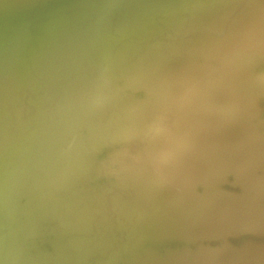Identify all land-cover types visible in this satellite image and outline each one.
Masks as SVG:
<instances>
[{"label": "water", "instance_id": "95a60500", "mask_svg": "<svg viewBox=\"0 0 264 264\" xmlns=\"http://www.w3.org/2000/svg\"><path fill=\"white\" fill-rule=\"evenodd\" d=\"M0 264H264V0H0Z\"/></svg>", "mask_w": 264, "mask_h": 264}]
</instances>
